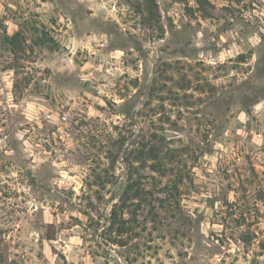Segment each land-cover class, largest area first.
Here are the masks:
<instances>
[{
    "label": "rangeland",
    "instance_id": "obj_1",
    "mask_svg": "<svg viewBox=\"0 0 264 264\" xmlns=\"http://www.w3.org/2000/svg\"><path fill=\"white\" fill-rule=\"evenodd\" d=\"M0 264H264V0H0Z\"/></svg>",
    "mask_w": 264,
    "mask_h": 264
},
{
    "label": "trees",
    "instance_id": "obj_2",
    "mask_svg": "<svg viewBox=\"0 0 264 264\" xmlns=\"http://www.w3.org/2000/svg\"><path fill=\"white\" fill-rule=\"evenodd\" d=\"M13 38H14V37H13ZM13 38H12V39H13ZM12 39H11V37H8V40L12 41Z\"/></svg>",
    "mask_w": 264,
    "mask_h": 264
}]
</instances>
